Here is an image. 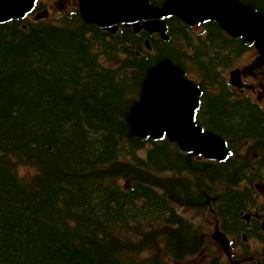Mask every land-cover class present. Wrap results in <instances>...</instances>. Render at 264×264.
<instances>
[{"label":"trees","instance_id":"1","mask_svg":"<svg viewBox=\"0 0 264 264\" xmlns=\"http://www.w3.org/2000/svg\"><path fill=\"white\" fill-rule=\"evenodd\" d=\"M240 1L264 12V0ZM167 23L168 40L151 37L150 50L144 31L106 37L77 13L0 24V264H206V228L177 208L244 229L259 170L236 150H263L264 111L232 98L223 72L249 44L212 21L195 41ZM164 57L195 70L200 121L228 142L227 161L128 133L142 79Z\"/></svg>","mask_w":264,"mask_h":264},{"label":"water","instance_id":"2","mask_svg":"<svg viewBox=\"0 0 264 264\" xmlns=\"http://www.w3.org/2000/svg\"><path fill=\"white\" fill-rule=\"evenodd\" d=\"M33 0H0V21L22 16ZM82 1V0H81ZM128 13L120 10V0H113L112 11L117 20L133 21L156 18L144 24L149 31H158L163 38L164 23L158 17L174 14L188 24L198 20L213 19L232 36H241L244 41H254L264 64V13L238 0H168L162 7L149 5L146 0H127ZM87 21L100 23L93 11L81 7ZM101 24V23H100ZM135 28L139 27L135 23ZM179 66L169 59H161L152 66L141 84L139 98L129 108L126 122L128 133L144 138L161 137L166 133L184 151L201 153L207 158L222 159L226 152L223 139L210 132H201L193 122L197 105L198 89ZM238 72H231V81L238 84ZM213 237L227 248L223 233L216 230Z\"/></svg>","mask_w":264,"mask_h":264},{"label":"flooded vegetation","instance_id":"3","mask_svg":"<svg viewBox=\"0 0 264 264\" xmlns=\"http://www.w3.org/2000/svg\"><path fill=\"white\" fill-rule=\"evenodd\" d=\"M98 1H105V0H98ZM154 5L160 6L164 3L166 0H149ZM46 2L41 1L40 5L44 4ZM59 4L60 9H62L63 13H67L69 11H75L78 10V0H51L50 3H47L46 8L49 6L50 8H54ZM46 11V18L49 17V10L45 9ZM106 16L105 12H101ZM54 19V18H51ZM209 24V22H208ZM216 24V23H215ZM118 29L117 33L121 34L124 31H128V23H118L117 24ZM194 27V26H193ZM193 27H190V30H187V33L191 34L192 32H196L199 34L201 38H204L206 35H208V29L206 31L200 29L193 30ZM98 30L103 33L106 37H110L114 34L107 31L106 27L100 28L97 27ZM188 29V28H187ZM186 30V29H185ZM220 36H222V33L220 32ZM218 37V36H215ZM246 74H250L254 77V80L251 83H245L242 80L243 87H245L247 90L251 91L252 93H255L256 95H263V91L261 90V87L264 86V74L262 70H259L258 72L254 71L252 68L248 69L247 71L243 72L241 74V79ZM247 86V87H246ZM241 87L238 88L242 92L244 89ZM256 163L258 164L256 167L253 168L254 170H259V173L255 175V178L261 179L264 182V148L260 151V153L257 155ZM258 191H255L254 193H251L253 189H250V196L254 200L255 204H253V207L245 208L246 211L244 214L248 213L249 217L245 218L243 215V219H238L237 221H242L244 224V233L246 236H252L253 239L258 243L255 245L257 248L255 252L252 253V255L255 257V264H261V260L264 261V185L262 187L257 186ZM242 212V211H241ZM240 212V213H241ZM252 241V240H251ZM253 243V241H252ZM250 246H253L250 245ZM246 248V245L243 243H240L238 249L240 252H244ZM247 252H252L251 249H249ZM259 256L257 258L256 254Z\"/></svg>","mask_w":264,"mask_h":264},{"label":"rangeland","instance_id":"4","mask_svg":"<svg viewBox=\"0 0 264 264\" xmlns=\"http://www.w3.org/2000/svg\"><path fill=\"white\" fill-rule=\"evenodd\" d=\"M58 9V8H57ZM56 9V11H58ZM255 53H257V51L253 48V49H250V50H248V51H246V52H244L243 54H241L234 62H233V64L232 65H234L233 67H241V66H243L244 65V63L245 62H247L248 61V59L250 58V57H252ZM225 74H226V72H225ZM191 75L193 76V77H196L197 75H196V73L194 72V71H192L191 72ZM245 80L248 82V81H251V79L250 78H245ZM247 94L252 98V99H254L255 97H253L252 96V94H251V92H247ZM258 103L259 104H261V105H263L264 106V95L263 96H260L259 98H258ZM185 213L187 214V215H189L190 214V212L189 211H185ZM203 221V219L201 220V218H196V223H199V222H202ZM253 244V246H252V248H251V251H253V252H255L256 251V247H255V245L256 244H258L254 239H253V243H252V241H249V246L250 245H252ZM256 254V253H255ZM256 256H257V258H259V256L256 254Z\"/></svg>","mask_w":264,"mask_h":264}]
</instances>
